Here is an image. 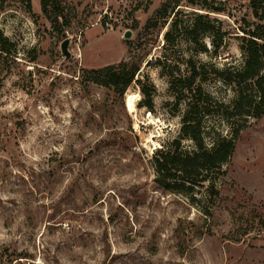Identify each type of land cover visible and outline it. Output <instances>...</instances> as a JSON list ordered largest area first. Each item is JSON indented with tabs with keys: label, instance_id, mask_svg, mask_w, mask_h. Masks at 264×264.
Masks as SVG:
<instances>
[{
	"label": "rangeland",
	"instance_id": "1",
	"mask_svg": "<svg viewBox=\"0 0 264 264\" xmlns=\"http://www.w3.org/2000/svg\"><path fill=\"white\" fill-rule=\"evenodd\" d=\"M175 1L61 0L55 24L40 0L31 11L24 0H0V31L15 43L0 56V264H264V113L227 119L211 105L207 146L238 130L224 173L187 194L155 183L153 153L178 136L185 107L175 106L169 74L186 75L190 57L208 70L239 65V35L258 22L251 0H179V18L207 14L224 42L217 53L207 36V52L183 34L167 44L171 19L161 31L144 26ZM163 55L165 69L154 63ZM121 61L140 65L135 79L154 87L153 112L138 106L136 82L119 95L84 77ZM200 83L232 103L233 85L210 72ZM129 93L139 94L133 112Z\"/></svg>",
	"mask_w": 264,
	"mask_h": 264
},
{
	"label": "trees",
	"instance_id": "2",
	"mask_svg": "<svg viewBox=\"0 0 264 264\" xmlns=\"http://www.w3.org/2000/svg\"><path fill=\"white\" fill-rule=\"evenodd\" d=\"M60 1L40 0L43 15L55 24H59V18L62 16L60 6L56 5ZM24 2L27 9L31 11V0H24ZM178 2L179 0H176V5L172 8L170 3L161 4L147 19L144 29L161 31L171 19L163 33L165 43L173 44L175 43L174 34H183L190 43L199 48L200 52H207L203 42L204 37L207 36L217 53L223 45L225 36L221 25L211 21L207 14L196 11H193L191 19L182 20L178 17L179 8L175 11V7L179 5ZM251 6L258 22L253 23L247 30L242 29L243 34L239 35V49L243 56L239 65H229L222 69L212 65L208 70L207 65L199 64L190 57L185 61L186 75L174 77L171 73L169 74L170 87L176 97L175 106L183 100L185 107L181 112L178 136L153 153L156 171L154 180L164 191L187 194L194 187L213 180L211 174L218 176L224 173L222 167L234 152V137L238 130H232V137L218 134L212 139L211 145L207 146L204 138L206 132L203 117L214 112L210 109L211 105L215 104L216 111L224 107L222 114L227 119L245 115L256 118L264 113V0H251ZM206 10L209 8L207 7ZM211 10L220 12V9L215 7H211ZM14 49L15 43L4 37L0 31V56H11ZM152 62L149 60L146 65L149 66ZM154 63L165 69L168 65L167 55L156 57ZM139 70L140 65L121 61L118 64L85 70L83 74L86 80L109 88L119 95H124L132 82H136L142 95L138 106L153 112L155 89L152 85H147L143 79H135ZM209 72L215 78L235 87L236 93L229 106L214 101L203 89L200 81L204 80ZM185 139L193 142L194 149L188 151L182 148V141ZM211 185H214L213 181Z\"/></svg>",
	"mask_w": 264,
	"mask_h": 264
},
{
	"label": "bare ground",
	"instance_id": "3",
	"mask_svg": "<svg viewBox=\"0 0 264 264\" xmlns=\"http://www.w3.org/2000/svg\"><path fill=\"white\" fill-rule=\"evenodd\" d=\"M139 94L137 93H129L127 94V97H126V106L129 110V112H133L134 109H135V102H136V99L138 98Z\"/></svg>",
	"mask_w": 264,
	"mask_h": 264
},
{
	"label": "water",
	"instance_id": "4",
	"mask_svg": "<svg viewBox=\"0 0 264 264\" xmlns=\"http://www.w3.org/2000/svg\"><path fill=\"white\" fill-rule=\"evenodd\" d=\"M124 37L125 38H128V37H130V31H127L125 34H124ZM68 44H69V40L68 39H65L64 41H63V43L61 44V51H62V53L65 55V57H69L70 56V53H69V51H68ZM137 75L138 76H140V75H142V70L140 69L138 72H137Z\"/></svg>",
	"mask_w": 264,
	"mask_h": 264
}]
</instances>
